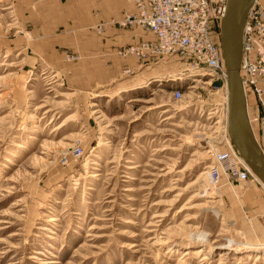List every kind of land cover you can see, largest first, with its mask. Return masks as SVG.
<instances>
[{
    "label": "rangeland",
    "instance_id": "rangeland-1",
    "mask_svg": "<svg viewBox=\"0 0 264 264\" xmlns=\"http://www.w3.org/2000/svg\"><path fill=\"white\" fill-rule=\"evenodd\" d=\"M11 4L0 0V264H264V188L214 157L231 142L222 82L205 85L179 52H132L153 36L119 52L135 65L87 84L68 49L39 54Z\"/></svg>",
    "mask_w": 264,
    "mask_h": 264
},
{
    "label": "built area",
    "instance_id": "built-area-1",
    "mask_svg": "<svg viewBox=\"0 0 264 264\" xmlns=\"http://www.w3.org/2000/svg\"><path fill=\"white\" fill-rule=\"evenodd\" d=\"M130 1L137 10L135 13L125 12L120 25L135 26L153 34L156 39L132 52L138 56H142L145 50L161 56L179 52L183 57H191L193 62L188 65L199 79L207 77L210 87L212 82H222L216 92L223 90L224 105L228 109L227 76L219 43V28L227 0ZM239 69L247 111L248 108L254 110L248 115L249 124L264 155V0H251L248 8L242 31ZM173 97L181 100L182 91L175 89ZM224 120L226 122V117ZM232 147L227 141L226 150L214 154L217 163L240 182H258Z\"/></svg>",
    "mask_w": 264,
    "mask_h": 264
},
{
    "label": "crops",
    "instance_id": "crops-1",
    "mask_svg": "<svg viewBox=\"0 0 264 264\" xmlns=\"http://www.w3.org/2000/svg\"><path fill=\"white\" fill-rule=\"evenodd\" d=\"M25 36L49 62L63 59L68 49L72 77L87 84H103L115 74L135 65L133 56L119 52L153 35L135 28H121L114 22L124 12H136L127 0H11Z\"/></svg>",
    "mask_w": 264,
    "mask_h": 264
},
{
    "label": "water",
    "instance_id": "water-1",
    "mask_svg": "<svg viewBox=\"0 0 264 264\" xmlns=\"http://www.w3.org/2000/svg\"><path fill=\"white\" fill-rule=\"evenodd\" d=\"M251 0H227L219 43L227 76V133L251 172L264 185V155L250 127L240 76L241 39Z\"/></svg>",
    "mask_w": 264,
    "mask_h": 264
},
{
    "label": "bare ground",
    "instance_id": "bare-ground-1",
    "mask_svg": "<svg viewBox=\"0 0 264 264\" xmlns=\"http://www.w3.org/2000/svg\"><path fill=\"white\" fill-rule=\"evenodd\" d=\"M239 71H240V69H239ZM199 84V83H198ZM205 84L206 85H210L209 84V82H205ZM227 105H228V103H227ZM226 110V111H225ZM227 112H228V109H227V107H225V105H224V108H223V113H224V117H226V129H227ZM251 114V112H250V108H248V111H247V116L248 115H250ZM223 115V114H222ZM249 121V120H248ZM224 122V121H223ZM229 136V135H228ZM228 139H230L229 137H228ZM228 142H230V140H228ZM50 142L49 141H44L43 143H42V145L43 146H45V145H48ZM234 147V149H236L235 148V146H233ZM232 147V148H233ZM231 148V149H232ZM242 158V157H241ZM244 161V160H243ZM245 163V162H244ZM246 165V164H245ZM247 166V165H246ZM248 167V166H247ZM257 179V181L260 183V184H262L261 183V181L258 179V178H256ZM262 186H263V188H264V185L262 184Z\"/></svg>",
    "mask_w": 264,
    "mask_h": 264
}]
</instances>
